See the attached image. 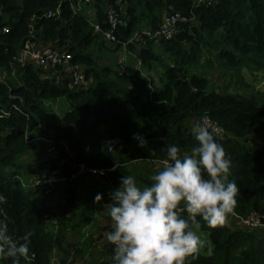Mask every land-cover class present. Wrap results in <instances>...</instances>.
<instances>
[{
	"label": "trees",
	"instance_id": "16d2710c",
	"mask_svg": "<svg viewBox=\"0 0 264 264\" xmlns=\"http://www.w3.org/2000/svg\"><path fill=\"white\" fill-rule=\"evenodd\" d=\"M71 1L0 0V109L6 112L0 116V195L6 198L0 204V220L14 238L31 234L29 256L20 264H49L52 242L43 214H57L64 224L65 213L76 207L79 190L68 175L77 163L111 170L100 178L113 192L121 177L129 175L123 164L136 159L161 163L172 144L190 153L197 142L189 124L200 117L221 130L217 141L232 161L229 180L240 189L234 213L264 215V91L243 92L249 87L239 73L242 67L264 70V0H121L114 43L101 33L107 5L113 6L114 0L80 3L85 7L78 11L71 9ZM171 11L179 19L168 39L143 35L145 28L158 26L161 13ZM93 22L100 31H93ZM134 34L141 67L147 70L152 62L160 66L156 86L133 67L113 69L99 63L110 48H121ZM26 42L67 51V65L82 68L85 84L70 87L66 79L56 81L61 65L39 68L18 60ZM134 42L125 47L132 48ZM157 43L170 62L154 51ZM212 68L224 77L216 90L206 74ZM60 97L66 99L67 109L60 116L49 114L44 102ZM134 134L147 145L140 147ZM254 134L261 136L260 142H244ZM41 138L50 140L56 151L48 161L53 167L66 158L59 166L65 180L46 194L43 185L23 187L18 180L17 158L28 157L30 148L43 144ZM112 138L121 143L109 151ZM37 171L30 169L32 177ZM137 179L150 185L147 179ZM43 198L55 199L52 208L41 203ZM200 231L215 247L213 255L205 250L192 264H264V234L242 227L211 229L203 222ZM104 247L109 258L94 264H113V246L106 241Z\"/></svg>",
	"mask_w": 264,
	"mask_h": 264
},
{
	"label": "clouds",
	"instance_id": "9594fccd",
	"mask_svg": "<svg viewBox=\"0 0 264 264\" xmlns=\"http://www.w3.org/2000/svg\"><path fill=\"white\" fill-rule=\"evenodd\" d=\"M197 146L190 153L175 144L166 148L161 168L140 186L133 175L122 176L120 187L105 204L111 218L106 241L113 246V264H192L214 244L200 231L203 224L225 227L234 215L240 189L229 180L232 161L217 132L208 123L191 128ZM140 147L147 141L134 134ZM6 198L0 195V204ZM102 200L97 194L95 203ZM2 214V209H0ZM14 238L0 220V260L20 264L29 256V236Z\"/></svg>",
	"mask_w": 264,
	"mask_h": 264
},
{
	"label": "built area",
	"instance_id": "2783aa9c",
	"mask_svg": "<svg viewBox=\"0 0 264 264\" xmlns=\"http://www.w3.org/2000/svg\"><path fill=\"white\" fill-rule=\"evenodd\" d=\"M89 1L91 0H72L70 2V7L71 9H73V11H78L80 3H88ZM120 1L121 0H114V5H107L106 8V18L104 21L105 28L101 31V33L104 40L109 43L118 42L113 33V30L118 23V20L116 18V11L123 10ZM57 12L58 10L56 8L55 13ZM47 15H50V12H47ZM178 19L179 14L175 11L163 12L161 13L158 26L154 29L145 28V30L143 31V35L155 41L168 39L171 36L174 24ZM91 26L93 28V31H100V27L97 23L93 22L91 23ZM134 36L137 37L138 35L134 34L129 39H126L125 42H121V47L124 49L127 42L133 41L135 39ZM69 59L70 55L67 51L61 50L53 45L48 44L42 45L26 42L18 51V60L30 63L39 68L53 67L56 64L61 65L60 71L55 74L56 81H62V79H66L70 87H80L81 85L85 84V80L82 74V68L78 65L68 66L67 61ZM136 64H139V61H136ZM5 114L6 112L0 109V116H3ZM198 123H208L212 128L216 130L217 133L221 132L219 128L210 123L205 117L198 118ZM40 141H42L45 145L44 161L48 165L49 158H54L56 155V151L51 145L50 140L41 138ZM107 143V149L109 151H113L114 146L119 145L121 143V140L119 138H112ZM65 161L66 158L59 159L56 163V166H50L49 169L45 171V173L33 175L30 181H28L29 186L33 187L36 184H40L41 187V185H43L45 187L43 193H48L49 189H51L55 183L65 180L66 177L60 174L59 168V166ZM107 171L108 170L106 169L92 167L84 162H80L75 165V171L70 173L68 177L71 180L81 178L85 179L88 176L100 177ZM54 201L55 199L48 202L43 198L41 203L44 206H49V208H52ZM56 215L44 213L43 218L46 219V217H48V223L52 224L53 227H55L57 224ZM231 217L240 227L244 229L264 230V215L259 212L250 211L245 215L234 213V215H232Z\"/></svg>",
	"mask_w": 264,
	"mask_h": 264
},
{
	"label": "crops",
	"instance_id": "0c3cea01",
	"mask_svg": "<svg viewBox=\"0 0 264 264\" xmlns=\"http://www.w3.org/2000/svg\"><path fill=\"white\" fill-rule=\"evenodd\" d=\"M193 1L197 2L201 0ZM195 124L197 123L195 122ZM189 125L193 127L194 123H190ZM35 146V148L28 150L27 155L29 152L36 155L35 151L37 150L41 152L40 156H42L43 161L40 165L41 170L38 171L45 173L52 163L48 162L47 165L44 161L45 145L41 143ZM138 161L147 160L136 159L123 165L129 175L136 177L138 185L145 186L137 179V176L150 182V176L161 168V163L154 164L155 168L151 169V167H147L145 164L135 163ZM71 182L79 190L78 195H76V207L65 213L67 219L64 224H60L58 221L55 227L46 224V230L50 233L52 242L49 264H94L97 261L108 259L109 254L104 247L106 242L104 234L111 229V218L108 208L105 206V204L111 202L107 188L108 184L100 177L92 176H88L85 179H74ZM119 187L120 184H118L117 188ZM98 193L102 195V200L99 203H95L94 198ZM227 226L231 229L241 228L232 217H230V222ZM252 232L264 234L260 230H252ZM99 236H102L101 240L95 243L94 238ZM93 247H95L94 249L100 248V250H103L104 257L102 259L93 260V257H95Z\"/></svg>",
	"mask_w": 264,
	"mask_h": 264
},
{
	"label": "rangeland",
	"instance_id": "374dc122",
	"mask_svg": "<svg viewBox=\"0 0 264 264\" xmlns=\"http://www.w3.org/2000/svg\"><path fill=\"white\" fill-rule=\"evenodd\" d=\"M80 6H83V5L81 4ZM88 9L91 12H93V7H88ZM134 37L135 39L132 42H134L135 40L136 41L139 40L138 37L136 36ZM139 46H140L139 42H134L133 47L130 49H127L126 47H124V49L122 47L121 48H116V47L110 48L107 51V55H108L107 58H105V56L103 55L102 56L103 59L100 60L99 63L109 65L113 69L117 68L118 67L117 65H123V64H125L124 66L133 67L136 70L140 71V75H143V77L150 78L152 81V85L156 86L158 85V82H159L160 66L152 62L150 64L149 69L145 70L141 67L140 63L136 64V61H139V59L137 58V52H138ZM153 49L158 55L162 56L164 61L170 62L169 61L170 55L167 56L164 53H162L163 51L161 52V46L159 43H157V45L155 44L153 46ZM212 55H214V53ZM116 58L118 59V64H117ZM124 66H122V68ZM239 73L242 74L243 80L247 83L249 87V89L246 88L243 92L246 91V93L252 94L257 91H260V92L264 91V70H250V69H247L246 67H242L239 69ZM206 74H207L208 81L210 83V87L215 90H216V87L221 85L224 80L223 74H221V72H219L217 68H212L211 70H208ZM44 107L48 110L49 114L60 116L67 109L68 104L64 97H60V98H56L53 100L45 101ZM261 139H262L261 136L254 134L250 138H246V139L244 138V142L253 141V142L258 143L261 141ZM35 152H36V155L33 154L32 152H29L28 157L22 156V157H18L19 159L17 158V162L21 163L20 170L18 173V180L21 186L28 185L29 178L32 177V173L30 172V169H34V172L36 171V169L40 170V165L42 164V161H43V160H40L42 158V156H40L41 152H38V150ZM135 163L145 164L147 167L148 166L151 167V169L155 168L154 164L156 163L158 164L157 161L152 162L151 160L138 161ZM38 173L39 171H37V174ZM47 224H50V223H47ZM50 225L53 226L52 224ZM101 238L102 236L94 238V242L98 243V241L101 240ZM94 248L95 247H93V252H94L95 257H93V260L102 259V257H104L103 250L102 249L100 250V248L98 249H94Z\"/></svg>",
	"mask_w": 264,
	"mask_h": 264
}]
</instances>
